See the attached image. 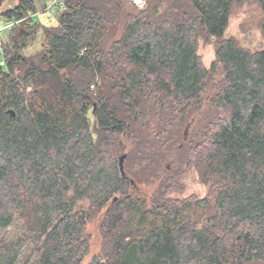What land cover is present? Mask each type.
I'll return each instance as SVG.
<instances>
[{
    "label": "trees",
    "instance_id": "16d2710c",
    "mask_svg": "<svg viewBox=\"0 0 264 264\" xmlns=\"http://www.w3.org/2000/svg\"><path fill=\"white\" fill-rule=\"evenodd\" d=\"M250 1L264 13V0H60L45 25L52 0H0L13 22L0 46V264H80L101 212L88 264H264V49L225 36L231 6ZM191 167L207 194L172 197Z\"/></svg>",
    "mask_w": 264,
    "mask_h": 264
},
{
    "label": "rangeland",
    "instance_id": "374dc122",
    "mask_svg": "<svg viewBox=\"0 0 264 264\" xmlns=\"http://www.w3.org/2000/svg\"><path fill=\"white\" fill-rule=\"evenodd\" d=\"M43 12L45 14H38L36 16V19L39 22L45 25H51L56 22L57 14L55 12L52 10H43ZM263 20L264 13L257 1L234 3L230 9V16L225 30V36L235 38L241 46L247 49H264V38L260 29V25ZM4 23L5 20L0 17V27H3ZM119 30L120 29H118V31ZM7 35L8 30L6 29L0 33V46L4 45L3 42L7 41L9 37ZM111 38L113 37L111 36L110 39L105 40L103 45L104 47L108 46ZM40 43L41 37L39 36L32 43V45L27 48L26 52L31 53L38 50ZM214 45V39H210V42H204L203 40L199 41L198 53L205 67H209L211 62L214 60ZM185 125L182 132L184 131ZM188 134L189 131L186 136H188ZM164 164L169 165V161H165ZM179 181L182 188L179 191H172L170 194L172 197L183 198L189 195L203 197L207 194V185L201 182L194 167H191L187 172H185ZM139 188L141 191H144L143 193L151 195L155 187L149 184L139 185ZM86 203L87 201L81 202V204H79L80 208H84ZM101 215L102 212L87 222L86 232L89 234V250L80 264H88L91 258L100 251L102 237L99 230V223L101 221Z\"/></svg>",
    "mask_w": 264,
    "mask_h": 264
},
{
    "label": "water",
    "instance_id": "95a60500",
    "mask_svg": "<svg viewBox=\"0 0 264 264\" xmlns=\"http://www.w3.org/2000/svg\"><path fill=\"white\" fill-rule=\"evenodd\" d=\"M20 1V0H5V2L3 3V7H7L9 9H13L16 5H17V2ZM95 107V105H94ZM9 113L11 115H14V111L12 109L9 110ZM193 119L188 122L184 128V131H183V136L186 137L188 131H189V128L191 126V123H192ZM124 158H125V154H121L118 158V164H119V169L121 171L122 174H124V165H123V162H124ZM117 199V196L113 197L112 199V202H114L115 200Z\"/></svg>",
    "mask_w": 264,
    "mask_h": 264
},
{
    "label": "built area",
    "instance_id": "2783aa9c",
    "mask_svg": "<svg viewBox=\"0 0 264 264\" xmlns=\"http://www.w3.org/2000/svg\"><path fill=\"white\" fill-rule=\"evenodd\" d=\"M133 3H134V5L136 6V7H138V8H142V7H144V5H145V2H144V0H131ZM137 5H136V4ZM54 4H58L59 6H63L62 5V2L60 3V0H52V2L45 8V10H52V5H54ZM12 23L13 22H11V21H5V23H4V26L3 27H0V33L3 31V30H8L10 27H11V25H12ZM3 62L2 61H0V64H2Z\"/></svg>",
    "mask_w": 264,
    "mask_h": 264
}]
</instances>
